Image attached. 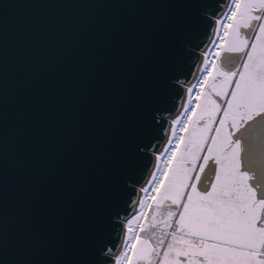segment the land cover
Masks as SVG:
<instances>
[{
    "label": "water",
    "instance_id": "obj_1",
    "mask_svg": "<svg viewBox=\"0 0 264 264\" xmlns=\"http://www.w3.org/2000/svg\"><path fill=\"white\" fill-rule=\"evenodd\" d=\"M225 4L0 0V264L116 252Z\"/></svg>",
    "mask_w": 264,
    "mask_h": 264
},
{
    "label": "snow or ice",
    "instance_id": "obj_2",
    "mask_svg": "<svg viewBox=\"0 0 264 264\" xmlns=\"http://www.w3.org/2000/svg\"><path fill=\"white\" fill-rule=\"evenodd\" d=\"M225 2L200 69L211 76L193 122L202 124L200 132L177 137L184 147L160 195L139 201V213L126 220L123 250L117 256L108 249L103 264H264V0ZM204 82L201 76L198 83ZM209 106L222 117L205 119ZM157 170L165 174L159 164ZM152 181L157 191L155 173Z\"/></svg>",
    "mask_w": 264,
    "mask_h": 264
},
{
    "label": "bare ground",
    "instance_id": "obj_3",
    "mask_svg": "<svg viewBox=\"0 0 264 264\" xmlns=\"http://www.w3.org/2000/svg\"><path fill=\"white\" fill-rule=\"evenodd\" d=\"M226 12H227V5L225 4L223 10L215 18V20L217 18H222L223 15ZM216 27H217L216 24H214V29H213V32H212V34L210 36V39L208 40L207 44L204 46V48L202 49V51L200 53V62H199V66H198V69L196 71V74L193 77V79L185 86V92H184V96H183L182 102H181V104H180V106H179V108L177 110V113L171 118L168 134H167L164 142L160 146V148L155 153L154 161H153V165L151 167V170H150L147 178L145 179V181L143 182V184L139 188L138 198H137V201H136V204L134 206V209L132 211V215L131 216H135V215H137L139 213V209H140L139 201L144 199L145 196L149 194V192L151 190V184L155 183L154 181H152L153 174L155 173L157 175V177L159 175V171L157 170V164H159L160 169H161V166H162V163H163V160H164V156L166 154L165 148H169L170 149V147L173 145V143L175 141V138L177 137V134L180 131L179 127L181 126V124L183 123V121L185 120V118L187 117V115L189 113V112H185L184 110H185V108H188L190 110L192 105H193V103H194L195 96L197 95V91H198V88H199V83H198L199 78L201 76H205V74L200 71V69L202 67H204V59H205L204 53L209 51V50H211L212 47H213L212 41L216 38L215 35H214ZM221 35H222V32H221ZM188 88H193V92L191 94L188 93ZM189 99H191V101H192L191 103H189ZM177 120L179 121V123L175 124V129H173V122L177 121ZM173 130H175V133H176L175 136H173ZM169 140L172 141L171 145H169ZM157 155H160V157H161L160 161L156 160V156ZM144 188H148L149 192L148 193H144L142 191V189H144ZM126 234H127V228H126V224H125L124 232H123V235H122V239H121L120 244H119V246H118V248H117V250L115 252L117 256L123 250V241H124V236Z\"/></svg>",
    "mask_w": 264,
    "mask_h": 264
},
{
    "label": "rangeland",
    "instance_id": "obj_4",
    "mask_svg": "<svg viewBox=\"0 0 264 264\" xmlns=\"http://www.w3.org/2000/svg\"><path fill=\"white\" fill-rule=\"evenodd\" d=\"M231 21H228L227 23H230ZM222 35H223V32H222ZM226 38V37H225ZM223 46V45H222ZM211 70V69H210ZM211 80V76H208L206 77V75L204 76V84L201 85L199 84V94H198V98H197V101H196V104L194 106V109H193V116L196 115L200 110H201V107L202 105L204 104V96H205V88L208 87V82ZM209 93L212 94V90L209 88ZM194 105V103H193ZM192 105V107H193ZM192 109V108H191ZM192 110L189 111L187 117L185 118V120L183 121V123L181 124V126L179 127L180 131L179 133L177 134V137H183V134L186 130V123L189 119V116L192 114L191 112ZM192 116V117H193ZM183 129V130H181ZM177 137L175 138V141L173 143V145L170 147L169 149V152H167L164 156V160H163V163H162V166H161V171H164V173L166 172V169H167V172L168 174L171 173L172 169L174 168L175 166V163H176V156H179V147H180V143H181V140H178ZM175 151V156L172 155V151ZM165 163H167V167L165 168ZM165 175V174H164ZM164 175H160V172H159V175H158V179L161 183L162 179H164ZM168 180V176L165 178L164 181V185L166 184ZM160 183L157 185V191H152L150 190L149 194L147 196H150V197H158L160 195V191H162L163 187H159L160 186ZM150 204L155 205V201L154 200H149L148 201ZM147 211V213H146ZM151 211L152 209L151 208H147L145 209V217H146V221H145V224L147 223V220L150 219V214H151ZM147 214V215H146ZM129 255H131V252L129 253Z\"/></svg>",
    "mask_w": 264,
    "mask_h": 264
},
{
    "label": "flooded vegetation",
    "instance_id": "obj_5",
    "mask_svg": "<svg viewBox=\"0 0 264 264\" xmlns=\"http://www.w3.org/2000/svg\"><path fill=\"white\" fill-rule=\"evenodd\" d=\"M231 23V22H230ZM222 46V45H221ZM206 77H207V75H206ZM217 87H219V85H217ZM198 90H200L199 88H198ZM198 94H199V91H197V95L195 96V100L197 101V98H198ZM212 95H213V98L215 99V100H217V101H219L220 103H221V105L223 104V102L222 101H220V98L219 97H215L214 96V93H212ZM194 100V105H193V107H191L192 109H190V110H192L191 112H192V114L189 116V119H188V121H187V123H186V130H185V132H184V134H183V137H188L189 136V134H190V132H196V134H199V132H200V128L202 127V124H201V126H195L194 125V121L196 120V118H197V116L199 115V113H200V111L196 114V115H194L193 116V109H194V106H195V104H196V101ZM224 107H226V105L224 106ZM209 115H211L213 118H214V120H218L219 118H221L222 117V113H217V111H216V109L214 108V107H212V106H209V112H207V113H205V119H207V117L209 116ZM193 116V117H192ZM209 126L210 127H212V128H215V127H218L219 125L217 124V123H215L214 121H210L209 122ZM223 134H227V132H228V128L227 127H225V128H223ZM211 135H215V133L214 132H212V133H210ZM184 141L183 140H181V143H180V149H179V154H180V150L184 147ZM168 176V172H167V169H166V172H165V175H164V179H162V181H161V183H160V186L159 187H162V186H164V181L163 180H165V178ZM146 213H147V211H146ZM147 215V214H146Z\"/></svg>",
    "mask_w": 264,
    "mask_h": 264
}]
</instances>
